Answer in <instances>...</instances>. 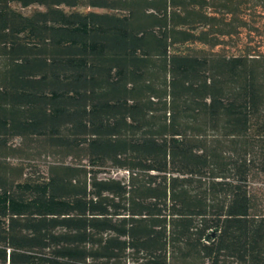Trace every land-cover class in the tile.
Returning a JSON list of instances; mask_svg holds the SVG:
<instances>
[{
    "label": "trees",
    "instance_id": "trees-1",
    "mask_svg": "<svg viewBox=\"0 0 264 264\" xmlns=\"http://www.w3.org/2000/svg\"><path fill=\"white\" fill-rule=\"evenodd\" d=\"M262 177L264 0H0V264H264Z\"/></svg>",
    "mask_w": 264,
    "mask_h": 264
},
{
    "label": "rangeland",
    "instance_id": "rangeland-1",
    "mask_svg": "<svg viewBox=\"0 0 264 264\" xmlns=\"http://www.w3.org/2000/svg\"><path fill=\"white\" fill-rule=\"evenodd\" d=\"M16 7L19 8L20 10H22L24 13H30L34 8V7L22 8L20 6H16ZM230 51L237 54V53L241 52V49H240V47L232 48V49H230ZM104 175H112V176L121 178V177H126L128 175V172L126 170H121V169H112V170H109L108 173H104ZM254 186L257 188L264 189V177H262L261 181L254 184Z\"/></svg>",
    "mask_w": 264,
    "mask_h": 264
}]
</instances>
